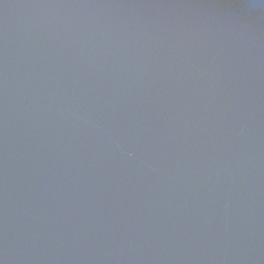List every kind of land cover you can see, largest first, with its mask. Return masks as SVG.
Instances as JSON below:
<instances>
[{"label":"water","instance_id":"1","mask_svg":"<svg viewBox=\"0 0 264 264\" xmlns=\"http://www.w3.org/2000/svg\"><path fill=\"white\" fill-rule=\"evenodd\" d=\"M0 264H264L261 0H0Z\"/></svg>","mask_w":264,"mask_h":264},{"label":"clouds","instance_id":"2","mask_svg":"<svg viewBox=\"0 0 264 264\" xmlns=\"http://www.w3.org/2000/svg\"><path fill=\"white\" fill-rule=\"evenodd\" d=\"M261 4H264V0H261Z\"/></svg>","mask_w":264,"mask_h":264}]
</instances>
